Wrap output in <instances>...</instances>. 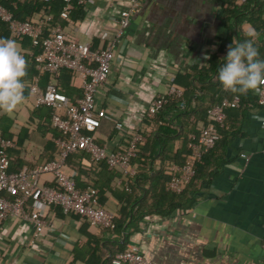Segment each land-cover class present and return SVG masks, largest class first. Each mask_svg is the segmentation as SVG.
I'll return each instance as SVG.
<instances>
[{
	"label": "crops",
	"instance_id": "1",
	"mask_svg": "<svg viewBox=\"0 0 264 264\" xmlns=\"http://www.w3.org/2000/svg\"><path fill=\"white\" fill-rule=\"evenodd\" d=\"M244 2L142 0L119 39L116 21L129 0L73 4L67 19L60 18L58 2L49 8L47 14L54 18L49 25L60 26L75 41L88 43L93 50L113 44L109 77L95 97L105 115L92 135L99 145L119 150L134 130L145 133L140 159L149 165L153 184L145 178L144 193L134 186L128 193L120 173L104 164L91 165L85 153L86 158L70 155L66 169L76 186L97 188L99 203L123 223L122 231L101 230L79 216L65 215L59 207H52L48 215L53 230L39 237L33 236L27 222L7 219L0 225V264H109L104 259L111 251L132 244L155 264H258L262 260L264 122L253 119V113L264 116V109L256 103V91L240 94L241 107L227 110L231 133L200 163L186 190L174 195L165 188L166 166L183 162L189 135L199 132L209 104L238 94L224 90L217 79L228 46L233 40L248 39L246 32L253 27L264 57V0ZM43 17L39 9L28 18ZM0 37L10 38L1 31ZM18 43L27 61L25 100L10 114L0 109V138L14 143L8 150L9 172L33 169L58 153L59 134L50 127L51 111L35 106L29 88L36 78L44 90L50 76L37 70L32 57L37 51L30 41ZM57 85L71 99L81 95L79 82L67 71L60 74ZM170 85L183 90L186 111L171 104L155 122L148 120L145 109ZM168 125L155 139L157 129ZM156 149L162 154L155 156ZM41 180L52 184L48 175ZM159 191L166 194L159 201L162 209L174 205V200L179 208L167 215L154 213L151 206Z\"/></svg>",
	"mask_w": 264,
	"mask_h": 264
},
{
	"label": "built area",
	"instance_id": "2",
	"mask_svg": "<svg viewBox=\"0 0 264 264\" xmlns=\"http://www.w3.org/2000/svg\"><path fill=\"white\" fill-rule=\"evenodd\" d=\"M24 1V0H19ZM47 5L54 0H38ZM63 7L61 19H67L73 4L83 6L93 0H60ZM142 0H129V6L120 10L117 18L116 39L122 37L129 27L132 16ZM245 1V0H243ZM50 18L20 21L13 13L0 4V22L5 24L9 36L16 41L27 38L37 53L33 61L40 73L50 76V83L44 90L37 85V79L29 85L34 95L36 107H45L51 111L50 125L61 132L56 140L58 153L55 158L38 167L18 172H9L10 157L8 150L14 146L10 139L0 138V225L7 219L27 222L34 237L42 232H51L53 224L48 220L52 207H59L65 215H76L91 225L114 231L116 215L99 203L98 194L91 188L78 189L72 174L67 172L68 156L77 152L88 155L93 166L104 164L108 170L120 173L124 190L131 192V180L137 175V165L133 163L138 149L147 142L145 133L134 130L123 148L109 150L99 145L92 135L100 127L104 111L97 107L95 97L110 74L114 59L113 44L106 49H91L88 43H79L58 26L47 25ZM63 71L69 72L79 82L81 95L71 99L57 85ZM257 103L264 109V86L256 91ZM183 90L170 85L164 94L155 97L144 113L152 120L168 103L170 98H181ZM240 99L237 95L221 100L210 106L206 112L207 123L197 134H190L186 147L187 153L181 164L170 163L165 168L168 180L166 191L181 195L195 176V166L220 139L217 127H222L226 118L225 110L237 108ZM183 107V105H181ZM48 175L53 185H46L41 177ZM119 182V184H122ZM110 264H155L147 260L139 246L132 244L123 251L114 253ZM258 264H264L263 258Z\"/></svg>",
	"mask_w": 264,
	"mask_h": 264
},
{
	"label": "clouds",
	"instance_id": "3",
	"mask_svg": "<svg viewBox=\"0 0 264 264\" xmlns=\"http://www.w3.org/2000/svg\"><path fill=\"white\" fill-rule=\"evenodd\" d=\"M258 35L255 28L249 27L248 39L233 40L228 46L223 64L217 70V79L224 90L246 94L264 86V57L255 39ZM26 75L27 61L18 41L0 37V109L10 114L25 100ZM253 119L264 122V116L256 112Z\"/></svg>",
	"mask_w": 264,
	"mask_h": 264
},
{
	"label": "trees",
	"instance_id": "4",
	"mask_svg": "<svg viewBox=\"0 0 264 264\" xmlns=\"http://www.w3.org/2000/svg\"><path fill=\"white\" fill-rule=\"evenodd\" d=\"M56 2H58V4L59 5H57V6H59L61 9H62V7H63V3L60 1V0H54V1H52L50 4H47V5H45V4H43V3H41V2H39L38 0H24V1H19V0H0V4L1 5H3L4 7H6V8H8L12 13H13V15H14V17L16 18V19H18V20H20V21H26V20H34V19H32V18H28V17H30V15L33 13V12H37L39 9H41L42 10V12H44L45 13V17H48V18H50V20L49 21H47L46 23H47V25H49L53 20H54V18H53V16H51L50 14H47V13H49V8L51 7V6H55V4H56ZM248 2V0H245V2L243 3V4H246ZM28 18V19H27ZM0 31L1 32H3V34H6V35H9V31H8V28H7V26L5 25V24H3V23H1L0 22ZM221 53H223V52H221ZM69 73V72H68ZM64 93H66V92H64ZM235 95H237L238 97H239V99H240V102H239V105H238V107L236 108V109H238V108H240L241 107V95L240 94H235ZM223 100V99H222ZM221 102V101H220ZM220 102H218V103H220ZM256 103H257V100H256ZM171 104L173 105V106H175V108L177 107L179 110H182L183 112L184 111H186L185 110V107H186V104H185V101H184V99H183V97H181V98H170L169 100H168V103L162 108V110L155 116V118L154 119H152L151 121L152 122H155L156 121V119H157V116L159 115V114H162L163 113V111L164 110H166V109H168L169 108V106H171ZM215 104V103H214ZM214 104H209V106L206 108V110H205V118L203 119V120H201V122H202V125H204V124H206L207 123V114H206V112H207V110H208V108L210 107V106H212V105H214ZM181 105H183V107H181ZM257 105H258V103H257ZM259 106V105H258ZM48 109V108H47ZM227 110H229V108L228 109H226L225 110V114H226V118H225V121H224V125L222 126V127H220V126H218L217 127V132H218V134L220 135V139L216 142V144H215V146L218 144V143H220V142H222L223 141V138L225 139L226 137H227V135L229 134V133H231V127H230V124H229V119H228V116H227ZM233 110V109H232ZM51 117V116H50ZM50 117H49V119H50ZM50 121V120H49ZM51 127V129H53V130H55L58 134H59V138L60 137H62V134H61V132L60 131H58V130H56V129H54V128H52V126H50ZM168 127H169V125L168 126H162V127H159L158 129H157V133H155L154 134V138L155 139H157L156 137H157V135L159 134V133H161V132H164V130H167L168 129ZM175 133V132H174ZM165 134H167V133H165ZM172 137H174L175 136V134L174 135H171ZM158 141V140H157ZM146 145V144H145ZM144 145V146H145ZM215 146L208 152V153H206L202 158H201V160H200V162H198L197 164H196V166H195V176H194V178L197 176V174H198V169H199V166H200V163H202L203 162V160L207 157V156H209L210 154H211V152L214 150V148H215ZM141 148L142 147H140L139 149H138V152H137V155H136V158L135 159H133V163L135 164V161H136V164H137V175L135 176V178L133 179V180H131V184H130V186H131V188H132V186H134L136 189H138V190H142V192L144 193L145 191H144V185L141 183L142 182V180L144 181L145 180V178H147V179H149V184L151 185V184H153V180H151L150 178H149V176H150V167H149V165H147V163H146V160L145 159H143V160H141L140 159V157H141ZM158 153H160V155L162 154V150L161 149H156L155 150V152H154V155L155 156H158ZM74 154H77L78 156H82L83 158H86V157H84L83 155H85L83 152H77V153H74ZM74 154H71V155H74ZM69 157V156H68ZM88 161H89V159H88ZM100 166V165H99ZM163 172H164V169H163ZM168 177V176H167ZM193 178V179H194ZM51 185H53V184H51ZM88 187H91L97 194L99 193V191H98V189L97 188H95V187H93V186H88ZM151 187V186H150ZM87 188V187H86ZM79 189V188H78ZM81 190V189H80ZM146 190V189H145ZM153 193V192H152ZM144 196L142 197V199L145 197V194H143ZM153 195H155L154 193H153ZM166 195V194H165ZM165 195H163V193L161 192V191H159V192H157V194H156V197H155V199H156V202H154V204H153V206H151V208H152V210L154 211V213H156V214H158V215H167V214H170V212L171 211H174L175 209H177V208H179V203L176 201V200H174V202H175V204L174 205H172V206H169V208H167V209H162V207L159 205V201L162 199V198H164V197H166ZM99 197V196H98ZM168 197V196H167ZM141 213V210L140 211H138V213H137V215H139ZM134 217V216H133ZM122 228H123V223H121V221H116V231H122ZM123 251V250H122ZM114 253L115 252H110V256L107 258V259H104L105 260V262H106V260H107V262L110 264L111 263V257L114 255ZM104 264V263H103Z\"/></svg>",
	"mask_w": 264,
	"mask_h": 264
}]
</instances>
